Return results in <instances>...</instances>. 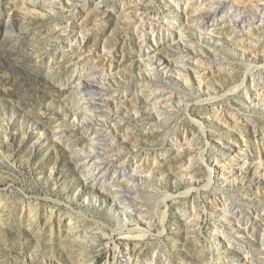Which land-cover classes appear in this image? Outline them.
I'll use <instances>...</instances> for the list:
<instances>
[{
	"label": "rangeland",
	"instance_id": "obj_1",
	"mask_svg": "<svg viewBox=\"0 0 264 264\" xmlns=\"http://www.w3.org/2000/svg\"><path fill=\"white\" fill-rule=\"evenodd\" d=\"M43 1L0 0V264H264V102L238 88L251 69L264 88V14L225 0H63V13ZM138 8L160 24L187 9L190 84L166 42L141 61ZM101 78L104 90L83 87ZM113 118L115 144L91 148ZM124 171L142 180L137 199ZM136 208L147 236L124 239Z\"/></svg>",
	"mask_w": 264,
	"mask_h": 264
},
{
	"label": "bare ground",
	"instance_id": "obj_2",
	"mask_svg": "<svg viewBox=\"0 0 264 264\" xmlns=\"http://www.w3.org/2000/svg\"><path fill=\"white\" fill-rule=\"evenodd\" d=\"M48 1H51L52 4L59 7L60 10H62V11H60V13H63V11H65L67 9V7H65L66 5H65L63 0H45V2H48ZM188 1H190V0H188ZM225 1L230 3L232 5V7H236V10H238V11L243 12V11H248V10L249 11H252V10L255 11L256 10L257 12H262L264 14V0H252V1L249 0V2H246V0H225ZM22 2H23V5H25V6H27V5H35L36 6L39 3H42L44 1L43 0H22ZM85 7L87 8V6H85ZM102 7H103L102 2L97 4V9H101ZM136 11H138V15H140V17L142 18L141 22L145 21V24L142 22L143 29L139 28V30H137V32H136L137 37H138V47L140 48L139 57H140L141 61L146 62V63H151L154 59L152 56V51L149 47V43H151L153 41L155 48L156 47L161 48L163 43L166 42L168 46H171V47L178 50V52H179L178 56L180 57L179 60L185 62V63L181 64L180 67H182L181 71H182L183 75L185 74L184 77H185L186 81H188L187 79L189 77V73H188V70L186 68V66H187L186 65V55L189 54V52L186 50V48H188L189 46L187 44H184V42L182 40L183 32L181 30V26L183 25L182 24L183 19L188 20L187 9L180 8V11H181L180 14L176 15V17L173 18V20H169V19L165 20L163 24H160L159 22H156V21H152L151 19L143 18V16H142L143 12L140 10V8H138V10H136ZM173 21L176 22V28H178V34L177 35L180 36L177 39H175V35L172 34L171 31L169 30V27H170L169 25L175 24V22L173 23ZM165 22H166V26H164ZM145 30L147 32H145ZM181 52H183V54H184L183 56H181ZM258 60H259L258 58L253 59V61L255 62L254 65H256V66L258 65ZM249 73H250V76L246 77L244 82L241 85H239L238 88L242 89V90H240L242 95H245V97L250 96L252 99V102L255 101L256 97L259 98L260 101L262 100V102H264V88L261 85H259V83H257L256 75H255V73L252 72V69L249 70ZM95 79H97V78H95ZM262 79L264 81V78H262ZM98 80L99 81L89 80V81L83 83V87L87 90H96V91L104 90V89H102L101 86H98V85L102 84L103 83L102 81L105 80V78H101ZM187 84H190L189 81ZM112 93H115V92L113 91ZM106 96H112V95L109 94V92H108V95L100 92V94H99L100 98L97 100L104 103V105L102 107L103 110H109L111 112L110 115H113V112H112L113 111V108H112L113 104L111 102H109L108 99H105ZM114 98H115V96H114ZM105 114L106 113H104L103 117H105ZM114 121H118L117 118H113L111 120V125H109V123H106V121L102 122V126L104 127L105 131H108V132L103 131L104 134L101 133L100 136L97 138L90 137L91 148H96L97 142H99V141L100 142H110L112 145L115 144L116 137L112 134L113 133L112 127H116V125H115L116 123L115 124L112 123ZM94 123L97 124V123H101V122H99L98 120L91 119L90 123L88 125H94ZM175 146L176 147L180 146L177 141L175 142ZM234 151L236 152V149H234ZM241 151L244 152L245 150H241ZM220 153L223 154L222 152H220ZM245 155H247V154H245ZM202 158L204 160L203 156H202ZM243 158L246 159L247 156H243ZM252 162H253V160H252ZM243 167L244 166H242V165L240 166L239 172H241L242 169H244ZM114 173H117V171H115ZM123 173L126 176V178L124 180L126 185L128 186L130 191L136 192L135 199H137L138 198V190H136V187L141 185L142 180L140 181L139 177L132 172L127 173L126 171H124ZM140 173H142V171H140ZM212 183H213L212 178H209V182L206 185V188L210 187L212 185ZM195 184H197V183H195ZM101 190H103V192L107 191V190H105V188L103 186H102ZM108 192L111 195V197H113V203L115 204L116 207L118 206V209H120L121 207L118 205L117 200L120 203V205L122 204L123 206H126L125 202H127V200H126V196L123 193L121 194V197L124 200L121 201L120 200L121 197L119 196V192L112 191V190L108 191ZM184 195H189V192L185 193ZM170 197L171 196H166L162 202L166 203L170 199ZM99 201H102V200H99ZM161 204L162 203L157 205L156 208L159 209ZM229 211H228V213H231L232 210H229ZM135 213L138 215L137 218H133V217H131V214L126 213V215L124 217H128V218H125L126 220H123V219L119 220V223H121V226H119V228L117 230H115V232H117L119 235L123 236L124 239H131V238L143 239L147 236L148 231L140 228L141 225L143 224V221H144L142 219V216H141L143 214V212H141L139 209L136 208ZM226 219L228 221L230 218L226 217ZM165 221H166V215L164 213V214H162V223H164ZM237 221L239 223H241L240 220H237ZM122 223H124V224H122ZM129 223L135 224L136 228L130 230L129 232H125V229L127 228V225ZM244 227H245L246 232H248L249 230L252 231V226L250 223H247L246 226H244ZM223 232L224 231L221 232V235L223 234ZM126 233L127 234L129 233V235H127ZM223 236L224 237H222V239L224 240V242H227L228 245H234L236 248H238L237 241H236V243L233 242L232 239H230V237L227 236L226 234H224ZM262 242L264 245V229H263V235H262ZM243 252L246 253V251H243ZM247 258L251 259L250 255H248Z\"/></svg>",
	"mask_w": 264,
	"mask_h": 264
},
{
	"label": "water",
	"instance_id": "obj_3",
	"mask_svg": "<svg viewBox=\"0 0 264 264\" xmlns=\"http://www.w3.org/2000/svg\"><path fill=\"white\" fill-rule=\"evenodd\" d=\"M252 1V0H251Z\"/></svg>",
	"mask_w": 264,
	"mask_h": 264
}]
</instances>
